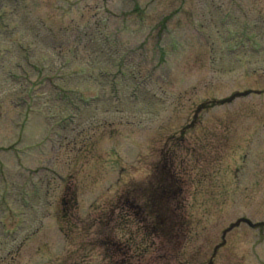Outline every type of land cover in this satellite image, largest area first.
<instances>
[{"label": "rangeland", "instance_id": "1", "mask_svg": "<svg viewBox=\"0 0 264 264\" xmlns=\"http://www.w3.org/2000/svg\"><path fill=\"white\" fill-rule=\"evenodd\" d=\"M0 264H264V0H3Z\"/></svg>", "mask_w": 264, "mask_h": 264}]
</instances>
